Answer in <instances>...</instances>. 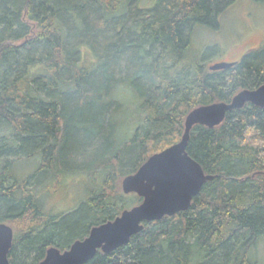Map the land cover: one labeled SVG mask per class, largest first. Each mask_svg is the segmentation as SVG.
I'll return each instance as SVG.
<instances>
[{"label": "trees", "instance_id": "trees-1", "mask_svg": "<svg viewBox=\"0 0 264 264\" xmlns=\"http://www.w3.org/2000/svg\"><path fill=\"white\" fill-rule=\"evenodd\" d=\"M233 1L0 0V222L15 223L11 264H38L48 247L64 250L139 203L121 179L178 141L191 109L264 83V45L225 69L188 58L194 26L217 27ZM126 104L137 116L121 124ZM186 151L213 175L189 207L84 264H264V107L246 102L216 126L193 125ZM25 161L36 167L19 176ZM70 176L85 179L80 197L56 210L47 195Z\"/></svg>", "mask_w": 264, "mask_h": 264}, {"label": "water", "instance_id": "water-1", "mask_svg": "<svg viewBox=\"0 0 264 264\" xmlns=\"http://www.w3.org/2000/svg\"><path fill=\"white\" fill-rule=\"evenodd\" d=\"M235 62L218 61L209 65L212 70L231 67ZM246 102L264 107V83L236 92L230 101H214L191 109L184 118L180 139L148 156L135 172L121 179L124 193H135L141 201L124 208L113 219L93 225L84 238H77L68 248L46 249L38 264H84L98 250L110 252L126 244L143 228L145 221L158 220L189 207L202 185L213 177L186 151L190 129L195 124L213 127L220 124L228 110L241 108ZM13 228L0 222V264H11L8 253L12 246Z\"/></svg>", "mask_w": 264, "mask_h": 264}, {"label": "rangeland", "instance_id": "rangeland-1", "mask_svg": "<svg viewBox=\"0 0 264 264\" xmlns=\"http://www.w3.org/2000/svg\"><path fill=\"white\" fill-rule=\"evenodd\" d=\"M217 27L211 25H195L191 33V45L188 51V58L198 61L206 54L208 64L221 60L235 59L244 49L247 51L253 47L264 45V0H234L219 15ZM83 60L88 57L86 53L90 50L86 46H81ZM232 56V57H231ZM89 58V57H88ZM126 103L129 101L126 98ZM130 105V104H126ZM124 106V109L116 116L117 122L121 124L133 123L137 113ZM35 162H20L15 170L19 176H25L34 170ZM25 174V175H24ZM75 177H67L65 186L57 188L54 192H49L47 200H53V207L56 210H65L76 205L80 197L82 183ZM72 182V183H71ZM12 228L15 223L8 222ZM264 259V244L260 251Z\"/></svg>", "mask_w": 264, "mask_h": 264}, {"label": "flooded vegetation", "instance_id": "flooded-vegetation-1", "mask_svg": "<svg viewBox=\"0 0 264 264\" xmlns=\"http://www.w3.org/2000/svg\"><path fill=\"white\" fill-rule=\"evenodd\" d=\"M246 49H244V51H242L235 59H227V60H221V61H228V62H236L238 60H240V58L242 57V55H244V53H246ZM232 57V56H231Z\"/></svg>", "mask_w": 264, "mask_h": 264}]
</instances>
